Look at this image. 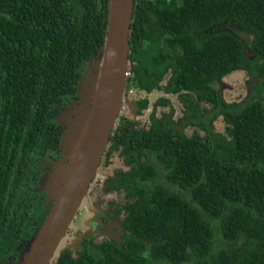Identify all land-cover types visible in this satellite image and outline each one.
<instances>
[{
	"label": "trees",
	"instance_id": "1",
	"mask_svg": "<svg viewBox=\"0 0 264 264\" xmlns=\"http://www.w3.org/2000/svg\"><path fill=\"white\" fill-rule=\"evenodd\" d=\"M133 7L127 83L179 93L184 118L205 134H187L166 113L151 112L145 125L118 115L102 164L115 159L119 169L103 187L125 189L133 212L108 264H264V0ZM107 14L108 0H0V185L14 194L0 197V260L24 249L48 214L43 196L33 200L27 189L32 156L62 145V102L80 97ZM235 70L258 81L253 94L228 102L215 83ZM210 111L222 115L223 131L206 119ZM87 202L94 209L89 193ZM65 237L55 260L76 264L82 256L64 251Z\"/></svg>",
	"mask_w": 264,
	"mask_h": 264
},
{
	"label": "water",
	"instance_id": "2",
	"mask_svg": "<svg viewBox=\"0 0 264 264\" xmlns=\"http://www.w3.org/2000/svg\"><path fill=\"white\" fill-rule=\"evenodd\" d=\"M133 4L134 0H108L102 50L89 60L85 81L78 83L80 97L57 117L65 125L66 153L43 186L54 198L53 206L17 264H47L55 259L66 246L65 233L76 211L88 199L89 185L124 100Z\"/></svg>",
	"mask_w": 264,
	"mask_h": 264
},
{
	"label": "flooded vegetation",
	"instance_id": "3",
	"mask_svg": "<svg viewBox=\"0 0 264 264\" xmlns=\"http://www.w3.org/2000/svg\"><path fill=\"white\" fill-rule=\"evenodd\" d=\"M128 74L130 77L132 76L131 71H128ZM227 76L228 75L223 78L220 85L218 84L220 86L219 89L221 96L224 99L225 96L222 92L221 87L224 84V80ZM251 78L252 80L248 81L250 85L253 83L254 79L253 77ZM247 79H249L248 75ZM159 92L160 94H158L157 99L159 97H162L168 99V102L166 104H161L160 102L159 104H157V102L155 101L154 104L163 105L164 107L168 106L169 109L167 111L161 110L159 112L157 107L151 108L150 95L157 94ZM169 94L176 96L177 101L180 105V110H175L174 108L172 109L170 107L171 101L168 96ZM178 95L179 93L168 92L164 89L157 88L150 92H147L145 89H141L136 86L133 80H131L126 85V91L123 100L124 104L120 109L118 115L126 114L127 117L145 125L149 122L148 117L151 112L158 117L162 113H166L170 114L171 120L175 123L176 127L181 128L184 132H187V134L192 135L195 129L197 130V132L205 134L204 130H199V126H196L194 122L187 120V118H184L186 107L183 105V102L178 97ZM72 98L73 97H71V99L67 101L62 102V110L71 104ZM145 98L148 100L147 106L141 109L137 102ZM206 108L209 109V106H206ZM2 112L4 116L5 110L3 109ZM210 112L207 114L206 119L211 123L212 127H214L213 122L218 116H216L217 113H214L213 111L211 113ZM219 116L222 117L221 114ZM65 153V149L60 144L58 146V149L48 148L45 151L38 150L35 151L32 156L31 171L33 173L30 175V182L27 186V189L30 191L33 200H37V198L41 195L43 196L42 207H45V210L47 209L48 212L53 206L54 198L48 194L47 190L43 186L45 181H47V179L51 176V172L53 171L54 166L63 160ZM103 159L104 158L102 156L99 162L98 169L88 189L89 195H91V197L93 198L94 209H88L87 206H84L82 208L81 206L75 213L73 223L68 227L65 233L67 236V248L64 251H68L70 257L75 258L82 256L76 261H72L71 263L108 264V259L113 257L110 254V250H113V247L118 248L119 246L123 245L131 233V231L125 225V218L129 214H132L133 204L129 203L126 200H123V197L126 195L125 189L121 188L122 190L118 192L117 190L112 191L113 189L111 191L108 189L106 190L103 187L105 176L107 177V175L104 174L107 172V169L111 166V164L115 163L116 161L115 159H112L109 162V165L105 167V165L102 164ZM66 161L67 158L65 162ZM100 165L104 166L101 167V171H99ZM114 165L115 164H113L112 166ZM13 195V192L7 187V185H0L1 198L7 200L6 197L9 198ZM83 210H85L86 212H83ZM82 213H84V216H81ZM79 221H81V223L76 225ZM32 227L34 230L35 226ZM21 253H23L21 245H15L14 250H7V254L3 256V258L1 259L2 261L0 260V264H17ZM47 264L66 263H61L59 262V260L53 259Z\"/></svg>",
	"mask_w": 264,
	"mask_h": 264
},
{
	"label": "rangeland",
	"instance_id": "4",
	"mask_svg": "<svg viewBox=\"0 0 264 264\" xmlns=\"http://www.w3.org/2000/svg\"><path fill=\"white\" fill-rule=\"evenodd\" d=\"M256 81H258V80L253 79V82H256ZM252 84L251 85L249 84L248 79H247V73L245 71L235 70V71L231 72L230 74H228V76L225 78L224 84L222 85L221 89H222V92H223L225 99L227 101H230V102L231 101H242L249 94H253L254 89H253ZM215 86L220 87L217 84H215ZM248 87H249V90H248ZM158 94H160V92L157 94H151L150 95L151 108L157 107L159 112L161 110L167 111L169 109L168 106L164 107L163 105H155L154 104V102L157 99ZM168 96H169V99L171 101L170 107L172 109L174 108L175 110L176 109L180 110V105L177 101L176 96L171 95V94H169ZM123 104H124V102L122 103L121 108H122ZM213 126H214V129L216 131H223L225 128V122H224L223 118L221 116H218L214 120ZM113 164H115V163L111 164V166L107 169V172L104 175H107L112 170L119 169V164H115L114 166H112ZM108 175H110V174H108ZM87 203L88 202L86 201L84 204H82V208L84 206H87ZM83 212H86V211L83 210ZM81 216H84V213H82ZM80 223H81V221H79L76 225H78Z\"/></svg>",
	"mask_w": 264,
	"mask_h": 264
}]
</instances>
